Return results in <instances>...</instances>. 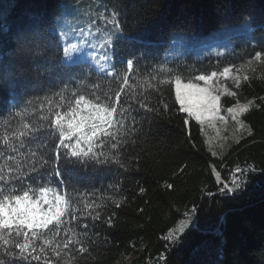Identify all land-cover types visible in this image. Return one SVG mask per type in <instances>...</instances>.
<instances>
[{
    "label": "trees",
    "instance_id": "obj_1",
    "mask_svg": "<svg viewBox=\"0 0 264 264\" xmlns=\"http://www.w3.org/2000/svg\"><path fill=\"white\" fill-rule=\"evenodd\" d=\"M89 6L119 15L125 31L116 48L120 75L86 64L85 79L69 81L60 70L54 27L65 8ZM245 17L253 35L234 36L235 49L227 54L203 57L187 51L166 58L176 33L207 34L243 24ZM261 48L264 0H0V69L8 71L0 76V169L6 175L9 168L27 173L23 179L35 195L38 183L50 179L45 186L60 194L49 168L30 171L40 152L51 148L55 113L74 107L81 95L111 106L120 93L115 119L123 115L117 136L124 167L67 168L63 195L71 207L62 218V236L67 232L80 240L85 251L73 245L55 257L46 250L49 264H118L132 254L138 257L127 264H264V73L248 77L239 88L231 85L236 96L222 98L226 108L251 103L242 114L250 133L223 156L212 154L202 124L187 122L174 96L177 76L188 82L195 74L248 63ZM133 55L137 64L124 85L122 62ZM104 151L113 155L108 145ZM237 169L249 174L248 187L239 198L228 199L220 194L221 181H230ZM96 212L100 218L90 219ZM183 221L190 223L180 234ZM170 232L176 242L166 239ZM10 264L26 262L16 258Z\"/></svg>",
    "mask_w": 264,
    "mask_h": 264
},
{
    "label": "snow or ice",
    "instance_id": "obj_2",
    "mask_svg": "<svg viewBox=\"0 0 264 264\" xmlns=\"http://www.w3.org/2000/svg\"><path fill=\"white\" fill-rule=\"evenodd\" d=\"M246 20V17L242 18L241 23ZM105 24L111 25V28L105 29L108 35L99 45L94 44L90 39H84L83 32L80 39L70 38L69 33L64 30L57 32L60 43L56 54L60 70L66 73L69 81L74 78L85 79L87 65L79 63L85 57L105 71L106 75H120L113 60L118 42L125 39V31L115 16L106 19ZM88 35L91 36L92 33L89 32ZM217 55L220 53L218 52ZM262 56H264V48L255 51L247 62L251 63L252 59L260 61ZM106 64L110 66L107 70L105 69ZM136 64L134 55L123 60L121 81L124 85L128 84L129 74H134L133 69ZM232 67L233 65L228 64L221 70H211L209 74H195L186 83L177 76L174 81V96L175 101L179 102V109L200 123H203L205 114L211 116L215 113L219 116L220 92L231 97H235L236 92L223 86L215 89L213 82L221 78L228 79ZM0 76L7 77L8 71L0 69ZM241 78L248 79L246 75L243 77L231 76L236 88L240 87ZM214 91L217 94H213ZM120 102L119 92L116 93L111 106L93 103L81 95L75 100L74 107H70L63 113L60 111L55 113L54 119L50 122L54 129V134L49 133L50 136H53L51 148L40 152L38 165L34 163L30 171L36 172L38 167L49 168L47 175L55 176L60 182V194H55L53 188L45 186V183H53L49 179L44 183H38L39 198H35L36 190L23 179L27 173L9 168L6 175L0 169V264H6V260L10 264V261L16 258L25 261L26 264H31L32 261L49 264L46 250H50L52 256L59 257L62 251L69 250L73 245L79 246V252L85 251L80 240L75 237L68 238L67 232H64L62 236V229L65 225L62 218L71 207L69 200H66L63 195V177L69 166L76 168L91 165L95 169L96 166L114 164L121 168L124 167L119 159L121 140L117 136L119 131L117 125H123V115L119 119H115L117 105H120ZM140 107L143 108L144 105L141 104ZM86 108L91 111L85 113ZM246 111H248V106L239 103L236 107L227 109L233 119L238 112ZM219 118L224 119L223 116H219ZM19 135L25 136L26 133L21 131ZM105 145L113 150L112 156H108L104 151ZM248 175L243 169H237L230 181H221L220 194L228 199H237L242 196L248 187ZM217 179H220L218 175ZM17 181H19V185H17ZM113 187L115 186L113 185ZM168 187L172 186L168 185ZM50 192L53 193L51 199H49ZM112 202L118 206L117 201L113 200ZM42 206H47L46 210ZM86 206L90 207L91 205ZM89 216L93 220L99 219L100 213H90ZM110 219L109 217V222ZM185 223H190V221ZM81 227L86 229L88 224L83 223ZM178 231L183 234L184 224ZM166 239L176 242L178 237L174 232H170Z\"/></svg>",
    "mask_w": 264,
    "mask_h": 264
},
{
    "label": "rangeland",
    "instance_id": "obj_3",
    "mask_svg": "<svg viewBox=\"0 0 264 264\" xmlns=\"http://www.w3.org/2000/svg\"><path fill=\"white\" fill-rule=\"evenodd\" d=\"M113 16L119 21L118 13L108 7H103L99 12L95 7H87L84 10L78 8H65L63 14L61 15L57 25L54 29L56 32L64 30L69 33V37H75L77 39L81 38V33L84 34V39H90L94 44L99 45L107 37L108 33L105 31L106 28H111V25L105 24L106 19H111ZM120 23V21H119ZM121 25V24H120ZM253 26L251 20L247 19L243 24L234 25L222 29L212 31L207 34H191V33H176L170 45V50L166 54V58L169 60H174L183 57L187 51H194L200 56H221L235 49L233 43V37L236 35L246 34L251 37L253 35ZM91 32L92 35L89 36L88 33ZM83 42V40H81ZM220 55H217V53ZM118 51L116 50V55L113 63L116 64L118 59ZM79 63L87 64L99 72L104 73L95 63L85 57L80 60ZM103 63V62H102ZM110 66L105 65L107 70ZM264 73V56L260 61L252 60L251 63H242L232 67V72L228 79H218L213 82V87L219 89L222 86L227 87L230 90V86L234 85L231 76L239 75L243 76H254L261 75ZM184 82V81H183ZM244 82V79H240V85ZM186 83V82H185ZM202 84V82H201ZM231 91V90H230ZM213 94H217L215 91ZM226 96L223 92H220V103L218 105L219 116H223L224 119H220L215 113L211 116L205 114L203 116L202 124L206 136H207V147L212 152L213 155L223 156L227 153L230 146L239 141L244 136L250 133V129L242 118L244 112H238L235 119L232 118V114L227 112L226 107H224L222 98ZM240 105H251L250 102L239 103ZM237 105L233 106L236 107ZM186 114V113H185ZM188 115V114H187ZM194 117H187V121ZM87 131V128L85 129ZM219 180H222L220 174ZM59 194V192H55ZM53 193H49V199L52 198ZM35 198H39V192L35 195ZM46 210L47 206H42ZM184 224V228L188 223ZM181 224V225H182ZM180 225V227H181ZM138 255L132 254L127 257H122L118 264L131 263Z\"/></svg>",
    "mask_w": 264,
    "mask_h": 264
},
{
    "label": "water",
    "instance_id": "obj_4",
    "mask_svg": "<svg viewBox=\"0 0 264 264\" xmlns=\"http://www.w3.org/2000/svg\"><path fill=\"white\" fill-rule=\"evenodd\" d=\"M188 122V121H187Z\"/></svg>",
    "mask_w": 264,
    "mask_h": 264
}]
</instances>
